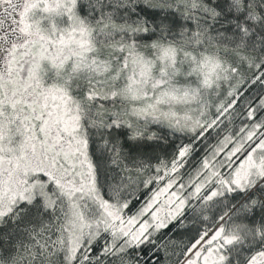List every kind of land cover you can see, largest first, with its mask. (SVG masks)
Returning a JSON list of instances; mask_svg holds the SVG:
<instances>
[{"label": "snow or ice", "instance_id": "obj_1", "mask_svg": "<svg viewBox=\"0 0 264 264\" xmlns=\"http://www.w3.org/2000/svg\"><path fill=\"white\" fill-rule=\"evenodd\" d=\"M0 264H264V0H0Z\"/></svg>", "mask_w": 264, "mask_h": 264}]
</instances>
